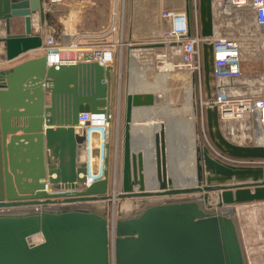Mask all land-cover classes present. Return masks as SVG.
<instances>
[{
  "label": "water",
  "instance_id": "1",
  "mask_svg": "<svg viewBox=\"0 0 264 264\" xmlns=\"http://www.w3.org/2000/svg\"><path fill=\"white\" fill-rule=\"evenodd\" d=\"M46 2L0 0L1 67L40 49L49 18ZM197 8L199 33L209 38L211 0H197ZM16 18L23 20L20 33L11 30ZM200 47L211 102L216 96L213 45L203 41ZM113 70L92 60L47 66L44 54L0 68V264H249L237 206L264 202V165L228 163L206 146H195L196 184L177 187L167 176L161 126L154 133L158 187L148 188L143 154L131 144V116L134 108L160 102L152 92L125 93L120 192H109V143L102 178L85 185L87 167L91 175L99 174L102 142L101 133L91 130L87 155L88 121L79 115L110 109ZM205 111L221 153L264 160V146L236 145L221 135L215 105ZM115 198L137 199V206L124 211L118 206L111 239L108 206L97 203L108 205L102 201ZM36 235L41 240L35 243Z\"/></svg>",
  "mask_w": 264,
  "mask_h": 264
},
{
  "label": "built area",
  "instance_id": "2",
  "mask_svg": "<svg viewBox=\"0 0 264 264\" xmlns=\"http://www.w3.org/2000/svg\"><path fill=\"white\" fill-rule=\"evenodd\" d=\"M53 2L54 0H48ZM213 13V34L209 38H203L199 33L198 8L194 2L193 10L187 12L176 9H163L159 16L168 23V28L161 33L160 40L165 47L175 51L178 55V67L188 76H194L200 80L202 72L201 43L210 41L214 52V72L216 78V96L210 102L205 100L202 104L206 107L213 104L217 107L219 120L227 124L228 134L242 135L249 140L254 137L253 145L264 146V88L258 90L259 78H251L243 74L241 62L243 59V46L241 37L235 36L232 28L239 23L246 30L244 13L251 14L250 28L253 27L252 39L263 64L264 75V0H211ZM81 35L71 36L55 34L53 30L43 29L42 45L40 51L45 55L47 66L58 67L63 63H75L79 61H97L103 66L112 65L115 61L116 43L100 44L91 53L80 55ZM258 86V84H257ZM261 91V92H260ZM112 112L105 110L99 113L83 111L79 115L81 122L88 121L87 130V155H88V133L98 130L101 133L102 151L99 174L94 176L89 173L87 167L88 186L95 180L102 178L105 155L104 144H110L109 130L112 122ZM236 126V128H234ZM218 154V153H217ZM218 156L232 164L260 166L264 165L263 159L232 158L218 154ZM109 170V165L107 166ZM117 178L116 170L109 173L110 184L115 185ZM114 219L110 220L111 239L114 236Z\"/></svg>",
  "mask_w": 264,
  "mask_h": 264
},
{
  "label": "rangeland",
  "instance_id": "3",
  "mask_svg": "<svg viewBox=\"0 0 264 264\" xmlns=\"http://www.w3.org/2000/svg\"><path fill=\"white\" fill-rule=\"evenodd\" d=\"M243 15L245 21H242V23L246 25V30L242 29L239 23L235 26V29L232 28L235 36L241 37L242 42L246 43L243 46L244 52L241 62V70L243 74L248 77L259 78L261 81L257 82L258 86L257 84L255 86L258 90L262 91L264 88V75L262 71L263 64L258 57L256 46L251 48L255 45L254 42H252V39H249L251 34H253V27L250 28L249 25L251 14L245 12ZM140 44H137L136 46H139ZM132 54L134 57L132 64H129L128 66L121 65L118 77L115 74L114 80L111 82V88L113 91H118L117 100L113 105L111 104L113 118L111 122L108 163L110 175L114 170H116L117 173L115 185L110 184L109 187V192L114 189V193L120 192L124 97L125 93L128 92V89L141 93L152 92L159 96L160 102L158 104L143 109V112H145L142 114L143 120L138 123H140L139 126H145L152 131H154L156 126H158V128L162 126L165 135L166 163L168 161L169 153L168 146L172 141L169 138L174 129L183 132H188V130L191 129V134L194 132L196 136H194L195 146H206L216 157H219L218 154L227 156L216 148L210 137L205 106L202 104V102L206 100L203 72L200 74V80L194 78L193 82L191 79L192 76H188L187 73L177 66L179 62L178 55L175 51H172L169 48H167L165 52L161 50L154 51L141 49ZM170 64L173 66H169ZM190 80L194 83V91L196 94L194 97L195 105L193 109L191 105L190 107L188 106L186 95ZM191 116L193 117V123L190 124L189 120L191 119ZM176 121L185 123H180L181 126H175ZM218 125L221 135L231 143L236 145H253L255 142L253 136L249 137L251 138L249 140L242 135H238L235 129H233L234 134H228L227 128L229 126L227 124H222L220 120ZM135 126H138V124H134V127ZM234 128H236V126ZM183 157L185 159V155ZM182 167H185V161L183 162ZM135 200L137 199L115 198L111 200L110 203L108 201H102L103 204H108L107 217L109 221L113 216L116 217L118 206H121L120 208L123 211L129 210L132 206L135 208L137 206L135 205ZM123 206L130 207L123 209ZM237 217L249 264H264V206H237Z\"/></svg>",
  "mask_w": 264,
  "mask_h": 264
},
{
  "label": "crops",
  "instance_id": "4",
  "mask_svg": "<svg viewBox=\"0 0 264 264\" xmlns=\"http://www.w3.org/2000/svg\"><path fill=\"white\" fill-rule=\"evenodd\" d=\"M188 2L189 12L192 13L194 2L197 0H54L44 4L45 11L49 13L45 27L57 34L68 36L79 34L80 55L91 53L100 44L116 43L115 61L111 82L115 74L119 75L121 65L128 66L134 61L133 52L141 50L137 44L148 42H161V33L168 28V23L162 20L159 13L163 9L184 10ZM1 24V23H0ZM0 25V34L3 31ZM11 30L20 33L23 30V20H12ZM156 51H166L167 47L145 48ZM42 54L40 50H32L19 58L4 63L0 68L10 67L25 59ZM190 83V82H189ZM117 92L110 87V111L111 104L117 100ZM134 108L131 116L132 148L141 141L142 130L145 126H139L143 120V109ZM133 124V125H132ZM134 124L138 126L134 127ZM141 131V132H140ZM111 139V128L109 130ZM154 138V134H153ZM239 206H264V202H254ZM129 208V206L124 207Z\"/></svg>",
  "mask_w": 264,
  "mask_h": 264
},
{
  "label": "bare ground",
  "instance_id": "5",
  "mask_svg": "<svg viewBox=\"0 0 264 264\" xmlns=\"http://www.w3.org/2000/svg\"><path fill=\"white\" fill-rule=\"evenodd\" d=\"M34 24L35 25L38 24V20L36 18L34 19ZM169 66H173V65L170 64ZM191 79L194 82V76H192ZM192 80H190V83L186 90V95L188 99L187 104L189 107L191 105L193 109L194 100H195L194 97L196 94L194 91V85H193L194 83H192ZM128 91L136 92L135 90H132V89H128ZM180 123H185V122L176 121L175 126H181ZM189 123L190 124L193 123L192 116H191V119L189 120ZM157 131H159L158 126L155 127L154 131L150 130L149 128H146V130L144 131L142 130L141 141L136 147V151H141L143 154L145 183H146V186L151 189H156L158 187V180L156 177L155 143H154V138H153V134ZM194 136H195L194 132H192L191 134V129H189L188 132L186 131L183 132V131L174 129V131H172L170 134L169 139L172 141H171V144L169 143V146H168L169 153H168V159H167L168 160L167 161V164H168L167 165V176L171 178V180L173 181V184L177 187L183 188V187L193 186L194 184H196L195 182L196 181V178H195V145L196 144L194 141L195 140ZM184 155H185V159L183 157ZM187 157H188V161H187ZM184 161H185V167H182V164ZM97 206H108V205H102L101 203H97ZM40 240H41V237L39 235L32 237V241L35 243L39 242Z\"/></svg>",
  "mask_w": 264,
  "mask_h": 264
}]
</instances>
